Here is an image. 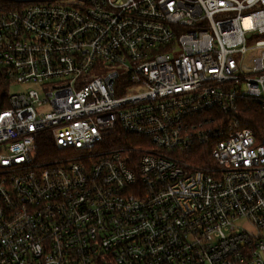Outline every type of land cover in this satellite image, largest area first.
<instances>
[{
    "label": "built area",
    "instance_id": "1",
    "mask_svg": "<svg viewBox=\"0 0 264 264\" xmlns=\"http://www.w3.org/2000/svg\"><path fill=\"white\" fill-rule=\"evenodd\" d=\"M242 219L264 0H0V264H264Z\"/></svg>",
    "mask_w": 264,
    "mask_h": 264
},
{
    "label": "trees",
    "instance_id": "2",
    "mask_svg": "<svg viewBox=\"0 0 264 264\" xmlns=\"http://www.w3.org/2000/svg\"><path fill=\"white\" fill-rule=\"evenodd\" d=\"M249 112H245L246 114V122L243 123V127L245 128H250V129H254L256 125V122H259V125H262L263 122V117L262 115L259 113V109H256L255 107H250ZM253 119H259V120H253ZM217 120H219V117H217ZM124 143L121 142L120 146H123ZM201 153V147H195V149L193 150V152L190 155L191 159L195 158V161H204V163L206 162V155H202ZM197 161V162H198ZM200 163V162H199ZM203 163V162H202Z\"/></svg>",
    "mask_w": 264,
    "mask_h": 264
},
{
    "label": "rangeland",
    "instance_id": "3",
    "mask_svg": "<svg viewBox=\"0 0 264 264\" xmlns=\"http://www.w3.org/2000/svg\"><path fill=\"white\" fill-rule=\"evenodd\" d=\"M55 2H61V3H67L70 2L72 0H53ZM115 2H121L123 0H114ZM31 88H37L35 86H31V85H22V84H14L13 87L10 88V90L8 91L9 95L15 94V93H22L27 91L28 89ZM239 223V226L244 228L248 233L252 234V235H260L261 237L264 238V230H262L261 232H258L250 223V221H248L247 219H242Z\"/></svg>",
    "mask_w": 264,
    "mask_h": 264
}]
</instances>
